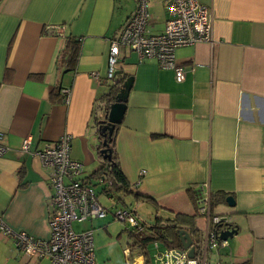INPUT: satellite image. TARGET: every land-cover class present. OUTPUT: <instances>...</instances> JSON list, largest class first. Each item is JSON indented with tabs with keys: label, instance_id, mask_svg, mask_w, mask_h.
<instances>
[{
	"label": "crops",
	"instance_id": "1",
	"mask_svg": "<svg viewBox=\"0 0 264 264\" xmlns=\"http://www.w3.org/2000/svg\"><path fill=\"white\" fill-rule=\"evenodd\" d=\"M201 2L212 15L213 40L175 50L185 69L182 81L155 59L139 60L120 48L117 70L132 78L113 141L132 191L120 194L99 183L95 116L113 83L107 77L109 41L135 10V0H0V224L49 238L52 187L35 152L68 133L71 158L82 164L81 177L96 186L98 200L111 201L102 204L109 211L115 203L145 221L156 214H195L194 193L204 185L212 213L226 216L235 230L225 246L209 253L211 264H264V0ZM148 10V32L163 31L166 0H150ZM49 25L60 26V33L48 34ZM67 38L79 45L73 67L62 51ZM62 88L70 89L67 102ZM24 138L31 142L26 152ZM98 220L89 228L95 264L159 263L153 243L150 258L147 247L132 243L125 223L130 243L116 244L121 235L114 239L110 231V212ZM196 222L202 235L205 221L198 216ZM159 243L161 252L171 248ZM0 264L51 262L18 251L0 230Z\"/></svg>",
	"mask_w": 264,
	"mask_h": 264
},
{
	"label": "built area",
	"instance_id": "2",
	"mask_svg": "<svg viewBox=\"0 0 264 264\" xmlns=\"http://www.w3.org/2000/svg\"><path fill=\"white\" fill-rule=\"evenodd\" d=\"M150 0H135L133 13L122 25L115 38L109 41L107 77L112 79L119 63L120 48L126 47L134 52L139 60L155 59L162 68L173 70L174 79L180 82L185 69L177 63L175 50L199 42H212V15L210 9L201 0H166L169 18L165 28L159 33H149L148 25L152 21L148 10ZM51 35L60 33V26H46ZM97 78V73H92ZM63 101L67 102L69 88H62ZM2 133L0 132V140ZM70 139L68 133L45 144L35 152L42 164L49 170V183L52 187L50 212L48 216L49 238L38 240L25 232L13 231L3 224L0 230L11 236L16 249L29 256L47 257L51 264H95L93 235L91 229L76 232L73 222H82L93 218H104L109 212L116 220L128 227L141 231L137 214L123 206H112L111 211L98 200L96 186L88 179L82 178V164L70 156ZM29 138H24L21 150H30ZM5 147L0 143V156ZM102 190L108 189L110 181L100 180ZM196 213L204 219V232L199 242L193 243L194 254L188 255V249H158V242H153L158 264H211L209 253L227 244L219 237L221 232L230 230L226 216L211 211L210 193L201 185L194 193ZM117 203V202H116ZM216 264H232L220 262Z\"/></svg>",
	"mask_w": 264,
	"mask_h": 264
},
{
	"label": "trees",
	"instance_id": "3",
	"mask_svg": "<svg viewBox=\"0 0 264 264\" xmlns=\"http://www.w3.org/2000/svg\"><path fill=\"white\" fill-rule=\"evenodd\" d=\"M62 51L66 52L67 61L73 67L79 53L78 42L76 40H73L72 38H67L65 47ZM126 78V74H122L121 71L116 70L115 75L112 78L113 83L111 84L109 91L104 94V96L101 98L102 100L100 99L101 105L99 104L98 106L100 109L99 111H101L100 117L98 118L95 116V121L97 123L96 133L99 140V149L102 148V134L104 133L102 130L98 129L99 120L102 119V116L106 111L108 105L113 101L114 95L121 88ZM115 131L110 138H106V142L108 144L107 151L110 153V156L104 158L102 154H100L102 160L101 164L96 169V173L98 172L97 175L99 177H103L105 180L110 181V186L107 189L108 192L111 191L120 194L131 193L132 191L130 190L129 184L124 174L122 173L117 160V156L113 150ZM134 195L136 196L137 194ZM223 196L221 195V198ZM197 217V213H174L172 215H169L168 217H162L156 214L153 218V221H145L138 217L139 223L142 226V230L136 231L132 227H126V229L128 231V236L133 241L132 243L143 250L147 247L148 244L158 241L167 244L171 248H182L180 239L178 237V229L180 228H185L191 234L196 236L197 242H199L201 239V232L196 222Z\"/></svg>",
	"mask_w": 264,
	"mask_h": 264
},
{
	"label": "water",
	"instance_id": "4",
	"mask_svg": "<svg viewBox=\"0 0 264 264\" xmlns=\"http://www.w3.org/2000/svg\"><path fill=\"white\" fill-rule=\"evenodd\" d=\"M132 85V78L128 77L124 80L121 88L118 90V92L114 95L113 101L108 105L106 111L104 112L102 119L99 120L98 129L102 130L104 133L102 134L103 140L101 143L102 148L99 150V153L102 154V156L109 157L110 153L107 151V142L106 138L111 137L114 133L116 126L120 125L125 107H126V97L128 94L129 89ZM226 201L230 206L233 205V199L231 197H227ZM235 233V230H228L221 232L219 237L223 240H227L228 238H231L232 235ZM178 237L180 239L181 245L183 249H188V255L189 257H192L194 254V246L193 243L196 241V236L191 234L188 230L185 228L178 229Z\"/></svg>",
	"mask_w": 264,
	"mask_h": 264
},
{
	"label": "rangeland",
	"instance_id": "5",
	"mask_svg": "<svg viewBox=\"0 0 264 264\" xmlns=\"http://www.w3.org/2000/svg\"><path fill=\"white\" fill-rule=\"evenodd\" d=\"M115 199H117L116 197H115ZM130 200V197H129V195H127V196H125L124 198H123V202L126 204L128 201ZM114 201H118V200H114ZM99 202L101 203V204H103L104 206H111V201H106V199L104 198V197H100L99 198ZM112 202H113V200H112ZM119 202V201H118ZM162 215V214H161ZM99 219V218H98ZM96 220V219H91V220H85V221H82V222H73L72 223V228H73V230L74 231H76V232H79V231H82V230H85V229H89V228H91V227H96L98 224H100L101 223V221L100 220ZM147 219H152L151 221H153L154 219H153V217L152 218H150V217H147ZM112 222V224H111V226H110V231H111V233H114L115 235L113 236L114 237V239H115V237H116V234L117 233H120V235H121V240H115V242H116V244L117 243H120V246H122V248L123 247H128V245H129V243H130V240H129V238L128 237H126V239H125V236H127V234L125 233V231H124V223L122 222V221H120V220H116L115 219V221H111ZM197 226H198V228L200 229V231L202 230V226H201V224L199 223V222H197ZM95 229V228H94ZM99 232H100V229H98V230H96L95 232H94V241H95V243L97 244V234H99ZM229 239H231V238H229ZM158 242H160V241H158ZM160 244V246L161 247H163L164 245H163V243L162 242H160L159 243ZM147 249L151 252L149 255H150V258H152L151 256H152V252H153V250H152V244H148V246H147ZM160 251V250H159ZM165 251V249H163L162 250V252H164ZM161 252V251H160ZM210 256V254L208 255V257ZM210 261H211V258H210Z\"/></svg>",
	"mask_w": 264,
	"mask_h": 264
}]
</instances>
